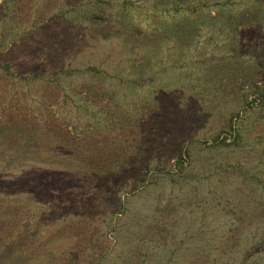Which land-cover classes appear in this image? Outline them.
Segmentation results:
<instances>
[{
	"label": "rangeland",
	"instance_id": "1",
	"mask_svg": "<svg viewBox=\"0 0 264 264\" xmlns=\"http://www.w3.org/2000/svg\"><path fill=\"white\" fill-rule=\"evenodd\" d=\"M263 80L264 0H0V264H264Z\"/></svg>",
	"mask_w": 264,
	"mask_h": 264
},
{
	"label": "trees",
	"instance_id": "2",
	"mask_svg": "<svg viewBox=\"0 0 264 264\" xmlns=\"http://www.w3.org/2000/svg\"><path fill=\"white\" fill-rule=\"evenodd\" d=\"M256 96H257V100L261 105V113L264 116V80L262 82H260V84L257 86L256 84ZM233 119L234 116H231L228 121H227V125L225 126V128L220 132L223 135L225 134V136L222 139H219V136H216L213 140L214 142L218 143L219 146L221 147H230V146H237L239 145V140L240 137L239 135L236 134L235 137H233V141L229 144L227 143V136H229L231 133H235L236 132V128H234L233 126ZM173 156V155H171ZM174 157V156H173ZM129 163V161L127 162ZM124 165H122L120 167L119 165V169L117 168V171H125L128 167L125 165V163H123ZM174 164L176 165V167H178L180 165L179 160L174 158ZM114 166H110V168L113 169ZM131 167V166H130ZM234 171V170H233ZM177 178L182 181L183 178H181V174L180 172H178V174L176 175ZM238 188L237 191L239 192L241 197H238V204L237 205H233V207L235 209H237L236 211H238L237 213L234 212L233 208H225V209H229L227 211H225V215H230L231 217H233V219L236 221L237 224L234 225V221H233V225H234V230L231 229L229 230L230 233L228 235L227 238H229V241L232 240V244L228 245V243L225 244L226 246V250L222 253V255L226 258L229 257V259L227 260H234V252L232 253V250L236 248H239L241 246V239L243 237V235L245 233H252V234H256L260 231L264 232V197L260 198L257 196V194L255 193L254 190H252L250 188V184H249V178L243 173V174H239L238 176ZM170 181H172V179H169ZM229 200L228 198L226 199V203H228ZM164 203L163 206H161ZM229 206V204H228ZM175 208L173 207L172 202L168 199L165 200L163 202V198L158 200V205L155 207L154 209V213L151 216V220L152 222L148 223L144 228L146 230L150 232H154L153 237H155L156 239H154L155 245L157 247L165 245L166 244V240L168 239V237L170 235L164 234L166 233V229L164 227H170L172 223H167V220L170 219V216L173 215L175 213ZM157 212V214H160L159 217L157 215H155V213ZM171 221L173 219H170ZM170 222V221H168ZM174 225V224H172ZM144 229V230H145ZM252 231V232H251ZM161 234V236H156L158 234ZM232 233V234H231ZM164 234V235H163ZM249 235V234H248ZM231 236H234L233 238H231ZM240 237V239L236 238V237ZM235 238V239H234ZM152 240V239H151ZM228 241V242H229ZM225 249V248H224ZM229 251H228V250ZM234 255V256H232ZM195 261L192 262V264H197V262L199 261L200 263H207L205 261V258H200V256L198 257H194ZM204 261V262H203Z\"/></svg>",
	"mask_w": 264,
	"mask_h": 264
}]
</instances>
